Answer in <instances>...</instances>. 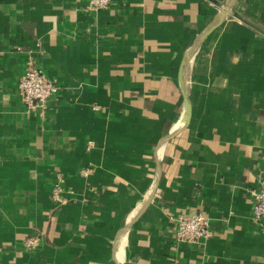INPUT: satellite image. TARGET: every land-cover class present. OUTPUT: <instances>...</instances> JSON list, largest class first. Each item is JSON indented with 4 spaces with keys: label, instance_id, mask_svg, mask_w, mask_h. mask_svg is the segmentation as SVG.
Segmentation results:
<instances>
[{
    "label": "crops",
    "instance_id": "1",
    "mask_svg": "<svg viewBox=\"0 0 264 264\" xmlns=\"http://www.w3.org/2000/svg\"><path fill=\"white\" fill-rule=\"evenodd\" d=\"M87 5L0 0V264H264V0ZM29 59L59 87L45 117ZM196 213L211 237L177 241Z\"/></svg>",
    "mask_w": 264,
    "mask_h": 264
},
{
    "label": "built area",
    "instance_id": "2",
    "mask_svg": "<svg viewBox=\"0 0 264 264\" xmlns=\"http://www.w3.org/2000/svg\"><path fill=\"white\" fill-rule=\"evenodd\" d=\"M113 0H88L86 9L89 12H98L108 9ZM19 93L27 113L36 112L45 117L48 101L59 91L58 85L50 80L44 71L38 68L32 59H29L23 76L18 84ZM92 142H89V147ZM91 168H85L81 174L87 176ZM66 178L63 173H57L51 190V197L56 205L63 201ZM253 198V216L257 220L264 219V169L260 178V186L251 191ZM176 223V238L179 242L199 244L208 240L212 233L207 217L201 213L179 215ZM40 235L29 237L25 243L26 251H34L40 246Z\"/></svg>",
    "mask_w": 264,
    "mask_h": 264
}]
</instances>
